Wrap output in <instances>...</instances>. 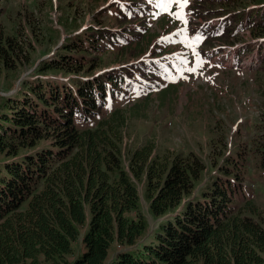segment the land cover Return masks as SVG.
Wrapping results in <instances>:
<instances>
[{"label": "trees", "instance_id": "trees-1", "mask_svg": "<svg viewBox=\"0 0 264 264\" xmlns=\"http://www.w3.org/2000/svg\"><path fill=\"white\" fill-rule=\"evenodd\" d=\"M241 1L222 3L234 10ZM2 10L0 73L28 61L33 46L22 22L7 29ZM215 11L221 12L210 13ZM257 16L256 29L264 33V13ZM96 22L81 41L99 39L103 29L97 24L105 22ZM108 35L114 43L121 40L114 30ZM76 46L66 43L65 50L44 58L39 73L0 108V152L6 156L0 161V264L67 262L83 227V247L70 264H264V216H256L261 207L252 198L238 202L245 193L240 160L220 163L197 188L206 163L194 151L160 153L147 141L125 155L123 131L135 107H114L95 126L81 127L122 89L125 76L115 68L82 74L96 65L73 56ZM53 68L75 74L48 75ZM258 127L253 145L264 167V106ZM140 180L152 212L162 216L150 231ZM115 242L119 247L111 256Z\"/></svg>", "mask_w": 264, "mask_h": 264}, {"label": "rangeland", "instance_id": "rangeland-1", "mask_svg": "<svg viewBox=\"0 0 264 264\" xmlns=\"http://www.w3.org/2000/svg\"><path fill=\"white\" fill-rule=\"evenodd\" d=\"M224 1L188 0L183 8L185 24L173 15L181 11L178 3L170 15L153 16V19L141 14V0H0L1 19L7 29L12 32L22 22L33 41L28 61L19 62L16 68H3L0 73V108L7 105L9 95L20 92L26 80L39 73L44 58L65 50L66 43L75 42L77 46L72 55L79 60L83 58L86 66L96 65L89 72L83 70L82 74L92 76V73L115 68L122 71L120 76H125L122 89L108 96L94 119L81 121V127L95 126L97 120L114 107L127 110L135 107L128 112L130 116L123 131L125 155L129 149L147 141H152L160 153L194 151L206 163L197 188L216 174L220 163L237 158L245 185L241 198H252L260 205L256 216L262 220L264 167L254 151L253 137L259 130L264 106V33H259L255 25L257 12L264 13V1L244 0L240 2L244 4L234 10L227 9ZM214 10L221 12L210 13ZM121 11L123 14H119ZM124 14L128 18H123ZM29 20H33V30ZM97 20L105 22L97 24L103 29L99 39L81 41L80 35L91 31L92 23ZM199 26L202 30L208 27L209 32L217 35L209 34L205 40L194 39L191 43L183 41L185 46H181L179 39L183 34ZM224 27L226 31L219 34ZM112 30L122 41H112L113 37L108 35ZM177 33L181 34L174 38ZM205 34L206 31L202 35ZM140 46L145 47L144 50H140ZM192 46L199 52L188 55ZM152 58L159 60L163 68L159 69ZM141 68H151L152 72L145 75ZM192 68L196 71H189ZM165 70H169L170 75L163 79L158 74H164ZM46 73L65 78L75 74L55 68ZM161 79L163 81H159ZM45 142L43 139L40 144ZM5 158L0 152V161ZM138 187L141 206L149 220L148 229L154 230L162 216L151 210L145 181L140 180ZM238 202L243 203L244 198ZM83 234L84 227L73 241L68 261L61 264H70L81 251ZM118 247L117 242L112 245L111 256ZM42 264L55 263L44 260Z\"/></svg>", "mask_w": 264, "mask_h": 264}, {"label": "snow or ice", "instance_id": "snow-or-ice-1", "mask_svg": "<svg viewBox=\"0 0 264 264\" xmlns=\"http://www.w3.org/2000/svg\"><path fill=\"white\" fill-rule=\"evenodd\" d=\"M173 2V0H168V3L171 4ZM176 3H178L180 5L181 11L179 13H173V15H175L178 19H182L184 20L185 24L187 23V20L185 18V15L183 13V8L187 6L188 0H175ZM164 10L168 11V6L165 5L164 6ZM195 40L199 41L200 39H202L201 37L197 36L194 38ZM189 71H196L195 68L189 69Z\"/></svg>", "mask_w": 264, "mask_h": 264}, {"label": "clouds", "instance_id": "clouds-1", "mask_svg": "<svg viewBox=\"0 0 264 264\" xmlns=\"http://www.w3.org/2000/svg\"><path fill=\"white\" fill-rule=\"evenodd\" d=\"M160 17H162V16H160ZM160 17H159V18H160Z\"/></svg>", "mask_w": 264, "mask_h": 264}]
</instances>
